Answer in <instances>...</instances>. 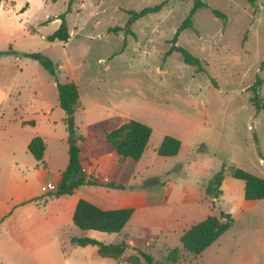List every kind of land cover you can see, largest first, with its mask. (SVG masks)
I'll return each instance as SVG.
<instances>
[{
  "label": "rangeland",
  "instance_id": "374dc122",
  "mask_svg": "<svg viewBox=\"0 0 264 264\" xmlns=\"http://www.w3.org/2000/svg\"><path fill=\"white\" fill-rule=\"evenodd\" d=\"M164 1L73 0L68 11L70 0H2L0 214L7 217L0 222V264H135L134 257L147 264L140 252L167 264L168 252L182 248L164 225L168 219V225L181 222L186 228L222 211L232 214V226L200 255L184 253L173 264H264V198L247 200L245 182L229 173L234 165L264 178V108L253 101L258 94L264 102V0H203L227 20L210 7L198 8L193 27L176 44L202 59L204 71L185 63L179 51L168 53L195 0H168L129 25V10ZM63 13L71 36L50 42ZM116 26L122 29L110 30ZM25 52L52 59L57 74ZM68 80L80 91L76 127L85 138L79 142L82 158L102 176L113 172L120 185H88L89 193L119 208L141 204L139 193L153 203L150 211L139 208L119 233L79 228L61 203H51V190H42L69 163L66 113L57 89V81ZM130 118L151 126L152 137L140 159L126 157L106 172L92 160L110 155L106 132ZM35 132L47 137L45 162L28 151ZM165 135L181 141L178 154L157 153ZM224 165L223 194L210 198L205 185ZM153 177L160 182L147 185ZM21 196L33 200L20 203ZM73 236L106 243L125 239L129 246L121 257L106 258L97 246L77 247Z\"/></svg>",
  "mask_w": 264,
  "mask_h": 264
},
{
  "label": "trees",
  "instance_id": "16d2710c",
  "mask_svg": "<svg viewBox=\"0 0 264 264\" xmlns=\"http://www.w3.org/2000/svg\"><path fill=\"white\" fill-rule=\"evenodd\" d=\"M250 1L253 2L254 0ZM1 2L2 0H0V6ZM72 2L73 0H70L68 11L71 9ZM167 2L168 0L155 6L146 7L141 11L129 10L131 15L129 25L148 13L158 12ZM201 7H210L216 16L227 20V15L219 9L209 6L203 0H195L190 14L178 27L176 34L172 39L173 44L168 50V53H172L175 50L179 51L182 55L183 61L187 64L196 66L197 71H204L206 69L203 60L194 55L186 47L179 46L176 43L180 33L184 29L193 27V15L195 11ZM60 18L62 19L60 26L47 37L50 42H67L71 36L69 25L66 20V13H63ZM121 29L122 27L119 26L110 28L111 31H119ZM128 31H131L130 28H128ZM1 53L3 52H0V54ZM23 55L39 61L52 74H57L58 67L56 63L41 52H25ZM261 67L264 68V60L261 63ZM262 82L263 80L259 77L257 85H261ZM57 89L60 106L66 113L64 123L68 131L69 163L66 169L61 172L57 187L51 190L50 196L54 198L62 195H70L83 185L104 184L111 187H120L115 181L102 180L99 177L88 174L83 168L79 142L85 138L83 134L78 133L76 127V112L80 106L79 86L74 80H68L66 82L57 81ZM253 101L258 109L264 108V102L258 94L253 98ZM23 123L34 124L35 121L25 120ZM152 134L153 129L151 126L130 118L125 120L118 127L107 131L106 138L110 147L116 151L122 160L126 157L137 160L144 154ZM181 145L182 143L178 138L171 135H165L160 146L157 148V153L162 156H173L178 154ZM46 149V140L41 135L34 136L28 143V151L39 162H44ZM229 173L231 176L245 182V198L247 200H259L264 198L263 177L234 165L229 167ZM225 176L226 166L224 165L205 185L206 196L213 199L220 198L223 194L222 185ZM159 182L160 179L158 177H153L147 182V185ZM134 211V207L104 209L85 198H80L73 213V221L76 226L83 230L119 233L126 227L127 223L132 218ZM233 223L234 218L232 214L222 211L220 215L210 214L205 219L192 224L180 237L182 248H172L166 255V263H176L182 258L184 253H189L194 256L200 255L206 248L223 235ZM71 242L77 246L96 245L98 247V252L102 257L114 259L121 257L129 246L125 239L120 242L106 243L89 236H73ZM140 254L147 264H163L155 261L151 254L146 252H140ZM133 262L139 264V258L134 257Z\"/></svg>",
  "mask_w": 264,
  "mask_h": 264
},
{
  "label": "crops",
  "instance_id": "0c3cea01",
  "mask_svg": "<svg viewBox=\"0 0 264 264\" xmlns=\"http://www.w3.org/2000/svg\"><path fill=\"white\" fill-rule=\"evenodd\" d=\"M16 58L17 59H20V58H18V55H16ZM50 116H51V114H50ZM49 120H53V123H56L54 121L53 117H50ZM62 120L64 122V117H62ZM38 134H40V132H35L32 135H30L28 137L29 142H30V140L35 135H38ZM44 136H45L44 138H45L46 143H47V149H46V153H45V157H44V162H45V159H47V157H48L47 156V150H48V146L49 145H48V141L46 139L47 138L46 135H44ZM67 141H68V133H67ZM82 156L83 155L81 153V163H82L83 168L85 169V171L88 174H92V175H94L96 177H99L102 180L114 181V179H113L114 178L113 172H112L111 175H109L108 173H105V175L102 176L99 172H97V169H96V167H94L93 163H86L83 160ZM92 161L93 162L94 161L99 162L98 167L99 168H102L103 170H106V172H107V171L110 170V168H113V169H116V167L118 168V165L121 163L122 159L116 153V151L112 149V152L110 153L109 156H104V157H99V158H93ZM61 172L62 171H59V174L54 179L56 181H53V182H56V183L59 182V179H60V176H61ZM50 182H52V181H50ZM82 187H83V189L86 192L83 191V190L77 189L76 192L73 193V194H70V195H62L60 197H54V198H52L51 199V201H52L51 203H55V202L61 203L60 205L61 206H64L65 211L67 212V215L66 216L68 218H71V217L73 218V213H74L76 204H77V202H78V200L80 198H85V199H87V200L95 203L96 205H98V206H100V207H102L104 209L119 208V207H113L108 202H105V199L100 198L99 195L97 194V192H90L89 193L90 186L83 185ZM139 194H141V195L140 196H137L135 199L137 201H142V203L139 204V205H137V206L136 205H133V207L135 208V211H134V213L132 215V218L138 212L139 208L142 207V208H144V210L150 211L151 208H152V206H153V203H152V201L150 200V198L148 196H145V194H142V193H139ZM18 200H19L20 203H23V202H32L33 198L32 197H27L26 199H24L21 196V197L18 198ZM6 217H7V214L6 213L0 214V222L4 221V219ZM168 220L164 224L166 226L167 231H169V234L170 235H173L174 237H176L179 240H180L181 235L184 233V231H186L191 226L190 225V226H187L186 228H182L183 225L181 224V222L180 223L179 222H176V224L173 223L172 225H168ZM128 223H127V225H128ZM87 246H90V245H87ZM87 246H77V247H83V248H85ZM93 246H96V245H93ZM64 254H65V259L68 262V257H66L67 256L66 253H64ZM106 258H109V257H106ZM112 259H114V258H112Z\"/></svg>",
  "mask_w": 264,
  "mask_h": 264
},
{
  "label": "built area",
  "instance_id": "2783aa9c",
  "mask_svg": "<svg viewBox=\"0 0 264 264\" xmlns=\"http://www.w3.org/2000/svg\"><path fill=\"white\" fill-rule=\"evenodd\" d=\"M57 187V183L56 182H49L47 185H43L42 186V190L43 191H49V190H53Z\"/></svg>",
  "mask_w": 264,
  "mask_h": 264
}]
</instances>
